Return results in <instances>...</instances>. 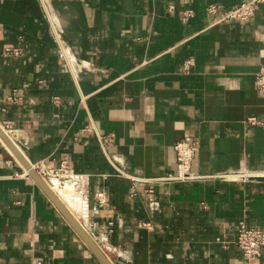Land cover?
<instances>
[{"label":"crops","instance_id":"0c3cea01","mask_svg":"<svg viewBox=\"0 0 264 264\" xmlns=\"http://www.w3.org/2000/svg\"><path fill=\"white\" fill-rule=\"evenodd\" d=\"M244 1L0 0V127L28 163L84 179L81 197L56 196L110 264H264L235 245L240 221L264 233V3L246 22L212 26L205 11ZM184 137L193 173L246 181L160 182ZM23 171L1 144L0 264H100Z\"/></svg>","mask_w":264,"mask_h":264},{"label":"built area","instance_id":"2783aa9c","mask_svg":"<svg viewBox=\"0 0 264 264\" xmlns=\"http://www.w3.org/2000/svg\"><path fill=\"white\" fill-rule=\"evenodd\" d=\"M65 1V0H61ZM264 3V0H245L236 8L228 11L226 13L219 14V9L215 5H208L205 9L206 15L212 19L214 22L211 24H228L231 21L246 22L254 16L256 6ZM45 7V6H44ZM46 9V8H44ZM174 12L173 6H168L166 8V13L172 14ZM193 17L191 10H183L180 15V21L183 24L188 23V21ZM45 19L54 31V39L58 45V55L66 68V71L73 75L74 67L76 61L67 53L64 43L61 39V33L58 31L56 26V21L51 15H48L45 11ZM9 54L19 55L17 50H7ZM190 66H192L191 61H187L183 64V69L187 73ZM255 88L257 91L264 93V65L260 66L257 73L255 74ZM54 103L57 99H53ZM248 125H256L258 122L254 118H249L246 120ZM1 128V127H0ZM2 131L10 138L9 130L6 128H1ZM108 142V140H104ZM1 145V143H0ZM198 145L196 142L184 137L182 140L177 142L173 146V157L176 167V173L173 177L167 179H160L162 183H178V184H190L198 182H209V181H220V182H235V181H246V179L239 174H214V175H200L195 174L191 171V164L194 159L195 153L197 151ZM31 169L37 174V176L46 184V186L53 190L54 188H60L67 182H71L75 186V190L81 195L83 194L84 179L76 175L67 165L65 161L58 164L57 167L52 165V162L42 160L34 164H30ZM22 178L28 179V174L23 171ZM147 182L145 181V184ZM53 192V191H52ZM151 193V191H149ZM97 207L102 208L106 206L107 201L105 194L103 192H98L94 195ZM235 245L242 253V256L246 260H256L260 259L264 253V233L262 231L249 228L246 226L244 221H240L237 224V233Z\"/></svg>","mask_w":264,"mask_h":264},{"label":"water","instance_id":"95a60500","mask_svg":"<svg viewBox=\"0 0 264 264\" xmlns=\"http://www.w3.org/2000/svg\"><path fill=\"white\" fill-rule=\"evenodd\" d=\"M0 143L5 147V149L12 155V157L23 167V170L28 174V176L33 180L35 185L42 191V193L47 197V199L53 204L57 211L62 215L65 221L85 244L92 255L98 260L100 264H110L108 260L104 257L101 251L89 238V236L83 231V229L78 225L71 214L62 205L60 200L55 196V194L46 186V184L37 176V174L31 169L29 163L24 159L20 151L13 144V142L8 138V136L0 128Z\"/></svg>","mask_w":264,"mask_h":264},{"label":"bare ground","instance_id":"6f19581e","mask_svg":"<svg viewBox=\"0 0 264 264\" xmlns=\"http://www.w3.org/2000/svg\"><path fill=\"white\" fill-rule=\"evenodd\" d=\"M74 184L73 183H71V182H67V183H65V185L64 186H62V187H60V188H54L53 190H51V191H53L54 193H55V196L57 195V196H59V197H68L69 195V193H71V192H73L74 191ZM77 194L81 197V194L80 193H78V191H77ZM73 195V194H72ZM56 196V197H57ZM71 196V195H70ZM58 198V197H57ZM59 199V198H58ZM71 199V198H70ZM74 200V199H73Z\"/></svg>","mask_w":264,"mask_h":264},{"label":"rangeland","instance_id":"374dc122","mask_svg":"<svg viewBox=\"0 0 264 264\" xmlns=\"http://www.w3.org/2000/svg\"><path fill=\"white\" fill-rule=\"evenodd\" d=\"M72 194H73L72 192H71V193H69V194H68V195H69L68 197H73V196H72ZM70 195H71V196H70ZM76 196H79V195H78V194H76Z\"/></svg>","mask_w":264,"mask_h":264}]
</instances>
